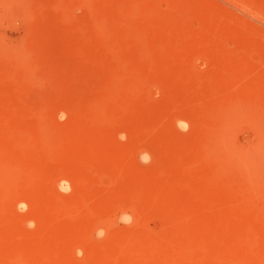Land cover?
I'll return each mask as SVG.
<instances>
[{"label": "rangeland", "instance_id": "obj_1", "mask_svg": "<svg viewBox=\"0 0 264 264\" xmlns=\"http://www.w3.org/2000/svg\"><path fill=\"white\" fill-rule=\"evenodd\" d=\"M0 264H264V0H0Z\"/></svg>", "mask_w": 264, "mask_h": 264}]
</instances>
